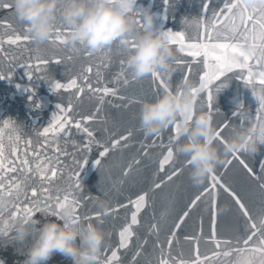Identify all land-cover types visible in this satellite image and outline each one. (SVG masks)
<instances>
[{
    "label": "water",
    "instance_id": "water-1",
    "mask_svg": "<svg viewBox=\"0 0 264 264\" xmlns=\"http://www.w3.org/2000/svg\"><path fill=\"white\" fill-rule=\"evenodd\" d=\"M6 3L12 5L10 8L0 7V20L7 19L11 27L0 25V68L7 71L9 63H15L17 67L13 69L15 75L12 79H0V129H3L5 151L9 158H13L12 149L15 145L20 149L21 155L24 154L25 143L24 141L31 140V148L37 150V145L42 144L45 137L41 134L44 126L50 123L52 114L56 111L58 103L67 105L71 100L73 108L70 110L72 116L79 118L82 115H94L92 121L85 122L95 130V135L99 139H108L109 131L117 130L118 134L123 133L129 129L132 130V136L116 147L115 150L110 151L98 167H93L92 160L98 155V151L93 148L89 153V160L81 169L82 188L78 190V196L83 197L84 207H91L96 210L97 206L93 203L90 197L99 196L108 201V207L112 208L117 203L122 205L115 210V214H109L104 217V223H100L106 233V242L110 241V245L105 252V244L102 248L103 258L107 259L110 255L112 248L116 247L119 242L120 228L130 220V205L126 204V200L131 199L136 193L141 190L147 189V199L150 202L146 208L141 210L139 214V224L133 226V236L129 238V243L124 248H118V264H159L160 248L155 244V236L147 232L149 224L152 220L153 214L157 217L163 215L165 219L161 220L162 231L160 238L164 240V248L167 250L168 243L166 238V231L172 225L173 217L177 212L190 202V198L201 193L204 187L210 183L208 176L201 184H194L189 176L190 163L183 167V170L177 173L171 180L157 188L150 187V181L153 179V173L158 167V161L166 147L161 145V139L167 145L170 136H174L175 132L172 127H168L163 132V136L158 138L154 134H147L139 126V108L140 103L145 99H152L157 94H154L150 88V74L140 77L136 80L130 78L133 72L126 65V70L129 74L128 83H124L123 79L116 80L117 73L120 71V60L126 62L127 54L130 50L117 53L115 46L111 58L109 59L106 53L94 52L88 55L85 54V47L80 44H75L76 49L73 50L72 45L67 42H59L55 40L44 41H20L17 44H12L4 38L12 34H31L27 31L25 22L19 19L13 10V0H5ZM203 0H170L169 6L165 9L163 0H137V3L143 7L147 6L154 14V24L162 31L167 29L185 31L188 39H198L202 30V25L205 20L211 17L213 8H219L223 0H212V4L208 9L207 17L204 16L202 10ZM251 2V0H250ZM133 18L137 13L130 14ZM56 27V25H55ZM62 27H67L63 25ZM144 27H136L137 31L143 30ZM66 31H61L64 36ZM55 33H52L54 35ZM135 35V34H134ZM250 42H255L257 54L259 55V43L253 41L251 38L246 42V47H249ZM172 46L175 57L191 61L192 71L187 73V82H191L192 86L199 84V72L202 70V58L199 62L192 61V58L187 53H180L175 44L170 43ZM54 56L61 57L59 63L55 62L52 58ZM47 59L50 63L47 66L40 65L45 68V72H37L35 58ZM12 58V59H10ZM32 59L31 71L33 72V79L29 81L28 77L24 75L26 71V62ZM255 64V61H253ZM91 67V72L87 69ZM175 66V64H174ZM188 65H184L183 71L176 70L171 74L167 81L171 88L176 89L178 82L183 83L184 74L187 72ZM48 74L54 76L56 79L66 81L73 76L79 77L78 83L83 86V91L80 88L65 90L60 89L51 91L49 84L44 79H35L36 76ZM87 75L89 80L87 83L92 85V88L102 87H118L116 95L108 94L105 96L102 106L97 111L96 105L100 103L98 95L102 93H94L89 90L85 85L83 76ZM239 72H230L220 78L221 87L217 89L214 94L213 112L215 113V120L217 128L222 119L231 120L235 124L241 122V117L233 115L238 110L239 106H243L240 111L247 114L250 112L253 119L255 118L258 101L257 95L264 94V89L260 88L257 84L255 88L247 86L243 80L236 77ZM159 78H157V81ZM18 84H30L32 91L26 90L24 87H17ZM164 89L163 86L159 87V94ZM76 92H80L77 96ZM141 95V102H134L123 107L126 100L121 99L122 96H135ZM256 93L257 95H254ZM29 95L32 99L29 100ZM206 93L197 94V106L207 107ZM39 100V106L33 107L36 101ZM208 108V107H207ZM217 109V111H215ZM13 121V126H6L3 124L5 119ZM251 121V120H250ZM245 119V127L250 123ZM171 125V124H170ZM17 129L21 136V140H15ZM230 129H224L220 137L215 139V143L223 148V141ZM70 136L69 144L67 147L68 152H72L71 140L82 141L83 135L76 130L75 125L69 128ZM12 139H9V137ZM112 138H116L113 136ZM65 139L60 135L59 140L61 147L62 141ZM182 137H177L172 143L175 159L167 165V167L160 173L161 178L164 175L174 171L176 167H181L182 162L187 158L175 152V144L179 142ZM153 140L155 144L153 145ZM143 142V145L142 143ZM127 144V147L123 145ZM49 152L52 151L51 144L47 145ZM147 147V154L144 153V148ZM41 155L44 154L40 149ZM28 159L33 164L36 158L28 153ZM61 159H64L61 157ZM134 159H138V163H133L131 170L125 174L123 169L128 166ZM229 161V165L225 167L224 161ZM264 160V141H256V149L249 152L232 153L229 152L222 162L219 163L214 169L218 176L222 175L223 180L228 182L245 197V202L249 208L252 209L253 215L256 216L260 210L264 198L259 185L264 183L259 179L261 175L260 161ZM243 161V163H242ZM67 162L71 163V157L67 158ZM247 164L253 169V173H249L244 167ZM15 178L23 181V174L19 171H9L3 174V179L0 183L4 184V188L0 192H6L10 197L12 206L8 207L7 213L13 217H22L17 212V207L20 204L28 203L23 195L17 199L15 189ZM33 184L38 185V179H34L29 183L21 184V191L28 192L31 196L30 188ZM54 187H65V180L63 177L56 179L53 182ZM101 189V191H99ZM218 203L217 207L221 210V224L220 230L225 231L224 225L233 223L236 220V206L234 199L223 188L218 186ZM106 192V194H104ZM211 192L201 197L199 207L186 218L182 227L178 229L179 243L175 241L172 244V256L177 260L195 259L196 258V245L185 239L186 233H192L194 230L199 231L200 217L198 215L200 209L209 202ZM43 198V194L39 197ZM83 212L84 209L78 210ZM15 214V215H14ZM40 222L46 218H55V214L44 213L37 211L34 214ZM89 220V219H84ZM96 222V218L91 219ZM204 231L210 232L208 217L205 216L203 220ZM259 227V225H257ZM39 228V223L33 225L32 233L25 236L23 240L15 238V230H10L6 235L0 234V260L3 264H22L25 260L26 249L32 242L35 235V230ZM110 233V234H109ZM147 237L145 241L144 238ZM140 252L137 253V248ZM216 251L214 241L201 240L199 243V252L201 256L207 257L208 251ZM221 252L226 251L221 249ZM182 253V255H181ZM133 257L135 259L133 260ZM236 255L224 257L223 255L216 258H209V264H231V261L237 260ZM44 264H72V260L60 252H54Z\"/></svg>",
    "mask_w": 264,
    "mask_h": 264
},
{
    "label": "snow or ice",
    "instance_id": "snow-or-ice-1",
    "mask_svg": "<svg viewBox=\"0 0 264 264\" xmlns=\"http://www.w3.org/2000/svg\"><path fill=\"white\" fill-rule=\"evenodd\" d=\"M165 9L168 8L170 0H163ZM212 4V0H203L202 10L204 16L207 17L208 9ZM0 7L10 8L11 4L6 3L5 0H0ZM143 9L144 7L137 3V0L133 3L129 9V14L132 12L137 13L134 18L136 27H147L143 20ZM56 27L46 38L47 40H55L59 42H66L64 36L60 33L61 31H68V27H62L65 25L62 18L57 16L54 20ZM0 25L5 27H11L7 19L0 20ZM52 33H55L52 35ZM163 34L169 43L175 44L180 53H187L192 58V61L199 62L202 58V70L199 72V84L198 86H192L191 91L194 97L197 99L198 93H206L207 107L209 110L213 111V100L214 94L217 89L221 87L220 78L225 76L230 72H239L236 77L243 80L247 86L255 88L257 84L260 88L264 89V0H223L222 5L219 8H213L212 15L210 18L205 20L202 25V30L200 32L198 39H188L186 37L185 31L167 29L163 30ZM251 38L253 41H258L259 52L257 54V49H251L246 47V42ZM12 44H17L20 41L35 40L33 36L26 34H12L4 38ZM2 43V42H0ZM115 46V51L120 53L122 51L131 50L135 46V35L134 33H129L123 40H116L111 44L99 48L96 50H89L85 47V54L88 55L94 52L106 53L111 58L113 48ZM73 50L76 49L75 44L72 46ZM12 59V58H10ZM55 62L59 63L61 57L54 56L52 58ZM255 61V64H253ZM34 63L36 64L37 72H45V68H41L40 65L47 66L50 61L47 59H41L39 57L35 58ZM33 60L29 59L25 68L26 75L31 81L33 79V72L30 70ZM173 64L176 66V70L183 71L184 65H188L187 72L184 74L183 83L177 84L178 88H182V85L187 82V73L192 71L191 61L174 57ZM120 71L117 73L116 80L123 79L124 83H128L129 74L126 70L127 63L120 60ZM17 65L15 63H9L7 65V71L4 68H0V79L10 80L15 75L13 69ZM91 72V67L87 69ZM44 79L48 82L51 91H57L60 89L71 90L80 88L83 91V86L78 83L79 77L73 76L66 81H61L56 79L54 76L44 74L36 76L35 79ZM130 78L136 80L137 77L134 73L131 74ZM157 78L159 80L157 81ZM85 85L89 90L94 93H102L104 95H98L100 103L96 105L97 111L102 106V102L106 95H116L118 87H102V88H92V85L87 83L89 77L87 75L83 76ZM150 85L152 87L150 90L154 94H159V87H171L169 82L165 77L158 71L153 70L150 73ZM17 87H24L26 90L32 91L30 84H18ZM257 95L256 93H253ZM79 96L80 92H76ZM141 95L135 96H122L121 99L126 100L127 103L123 107H128L131 103L141 102ZM29 100L32 96L29 95ZM258 107L255 115L256 120L264 119V94L257 95ZM39 106V100L33 107ZM71 100L67 105L58 103L56 105V111L53 112L50 123L44 126L41 130V134L45 137L42 144L37 145V150L31 148V140L24 141L25 149L23 156L21 155L20 149L13 146L12 155L13 158H9L5 151L3 129H0V179H3V174L12 171H19L23 174V181L19 178H15V189L16 197L19 199L22 195L25 200H28L26 204H20L17 207V212H19L24 218L33 217L37 211H42L44 213H50L59 215V209L64 202L71 201L76 219H92L96 218L99 223H104V217L109 214H115V210L120 208L122 205L116 204L114 207H106L103 210L97 207L96 210H92L91 207H84L83 197L78 196V190L82 188V177L81 169L89 160V153L95 148L98 151V155L92 160L93 167H98L110 151L116 149L121 141L128 140L132 136V130L129 129L123 133V135L118 134L117 130L108 132V139H99L95 135V130L90 126H87L85 122L92 121L94 115H82L76 118L71 115L70 110L73 108ZM243 106H239L236 113L233 115H238L241 117V122L235 124L231 120L222 119L218 124L217 137L221 136L224 129H233L236 127H245V119L252 120V114L247 112V114L240 111ZM217 111V109H215ZM3 124L6 126H13V121L11 118L5 119ZM75 125L77 131L83 135L82 141L71 140L72 152L67 151L69 144L68 137L70 136L69 128L71 125ZM179 122H174L171 125H166L159 132L155 133L156 137L160 138L163 136L164 130L168 127H172L175 135L170 136L167 145L164 144L161 139V145L166 147V151L160 157L158 161V167L153 173V179L150 181V187L152 189H157L161 187L165 181L171 180L173 176L183 170L184 166L190 163L188 160L182 162L181 167H176L173 172L166 174L161 178L160 173L169 165L174 159V150L171 146L172 143L177 138V128ZM60 135H63L65 139L62 141L63 147H61V142L59 140ZM147 135V134H146ZM115 136L116 138H112ZM251 138L253 142L258 141L255 139V133H251ZM9 139H12L10 136ZM15 140L20 141L21 136L19 130L17 129V135ZM259 141H264L261 138ZM143 145V142H141ZM51 144L52 151L49 152L47 145ZM155 140H153V145ZM127 147V144L123 145ZM40 149L43 150L44 154L41 155ZM249 152L247 145H243L239 148H233L229 152L239 153V152ZM31 153L33 157L36 158L34 166L28 159V153ZM144 153L147 154V147L144 148ZM71 157V163L67 162V158ZM63 157L64 159H61ZM133 163H138V159H134L128 164L127 167L123 169L124 173L127 174ZM229 161H224L225 167L229 165ZM243 163V161H242ZM261 164V175L259 179L264 181V160L260 161ZM244 167L249 173H253V169L249 167L246 163ZM63 177L65 180V187L62 189L60 187H54L53 182ZM210 183L207 187L203 188V191L190 198V202L185 203V205L177 212L176 216L173 217L172 225L168 227L166 231V238L168 243V248H164V240L160 238V233L162 231L161 220L165 219L163 215L157 217L155 214L152 216V220L149 224L147 232L155 236V244L159 245L160 248V259L159 264H209V258H216L223 255L224 257H230L231 255H236L237 260L231 261V264H264V202L260 206V210L256 216L253 215L252 209L249 208L248 204L245 202V197L241 195L239 191L232 187L231 184L223 180V176H218L215 170H211L208 174ZM34 179H38V185L33 184L30 188L31 196L28 192L21 191L22 183H29ZM223 187L234 199L236 206V220L233 223L225 224V231L220 230L221 224V210L217 207L218 203V191L217 187ZM262 198H264V183L259 185ZM4 188V184L0 183V189ZM101 191V189H99ZM211 192L209 197V202L205 204L199 211L198 215L200 217L199 231H193L192 233H186L185 239L190 242H194L196 245V258L195 259H176L172 256V244L175 241L179 243V232L178 229L182 227L183 222L186 218L199 207V202L201 197L205 194ZM43 194V198L39 197ZM106 194V192L104 193ZM148 190L144 189L136 193L131 199L126 200V204L130 205V220L126 222L119 230V242L116 247L112 248L110 255L107 259L103 258V253H101L98 258V264H118V248H124L129 243V238L133 236V226L139 224V214L141 210L146 208L150 202L147 199ZM93 203L96 204V200L99 196L90 197ZM13 202H10L9 207L12 206ZM83 208L84 211L81 213L78 210ZM15 215V214H14ZM208 217L210 232L204 231L203 220L204 217ZM259 225V227L257 226ZM10 229L0 231V234L6 235ZM110 234V233H109ZM147 240V237L144 238ZM201 240L206 242L214 241L216 251H208V256L204 257L200 255L199 243ZM110 245V241L105 244V252ZM221 249L226 251L221 252ZM140 248H137V253L140 252ZM182 255V253H181ZM135 257H133V260ZM228 264V261H225Z\"/></svg>",
    "mask_w": 264,
    "mask_h": 264
},
{
    "label": "clouds",
    "instance_id": "clouds-1",
    "mask_svg": "<svg viewBox=\"0 0 264 264\" xmlns=\"http://www.w3.org/2000/svg\"><path fill=\"white\" fill-rule=\"evenodd\" d=\"M135 0H13V10L25 22L27 31L36 41H44L55 27L59 16L68 27L64 38L70 44H80L89 50L103 48L135 34V46L126 57V63L137 77L158 70L167 80L175 71V52L163 31L154 24L153 12L145 6V27L137 31L129 9ZM255 49V42L249 43ZM191 82L182 88L165 87L160 94L140 103L139 126L146 134H154L166 125L179 122L175 152L190 162L189 176L194 184H201L211 170L222 162L229 151L247 145L252 152L256 143L251 138H264V119L250 121L243 128L230 129L221 149L215 143L217 123L215 113L204 106H197L191 91ZM10 197L0 192V231L15 230V238L23 240L39 223L31 244L26 249L22 264H44L54 252L72 260V264H98L105 244L106 233L101 224L92 220L76 219L71 201L64 202L59 215L42 222L37 217H13L6 214ZM96 206L103 210L108 201L102 197ZM0 264L3 261L0 260Z\"/></svg>",
    "mask_w": 264,
    "mask_h": 264
}]
</instances>
